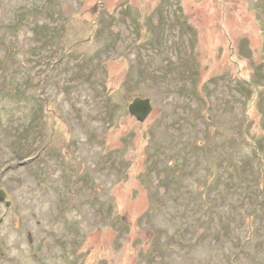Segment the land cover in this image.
Wrapping results in <instances>:
<instances>
[{"label":"rangeland","instance_id":"374dc122","mask_svg":"<svg viewBox=\"0 0 264 264\" xmlns=\"http://www.w3.org/2000/svg\"><path fill=\"white\" fill-rule=\"evenodd\" d=\"M0 189V264H264V0H0Z\"/></svg>","mask_w":264,"mask_h":264},{"label":"water","instance_id":"95a60500","mask_svg":"<svg viewBox=\"0 0 264 264\" xmlns=\"http://www.w3.org/2000/svg\"><path fill=\"white\" fill-rule=\"evenodd\" d=\"M153 107L149 99H135L132 104L129 106V113L133 116L138 122L143 123L147 120L149 115L152 113ZM30 162H22L18 165L17 168H23L26 165H29ZM7 168L5 171L10 170ZM0 204H5L6 207H10L12 204L7 201V194L5 191L0 190ZM3 220H0V226L2 225Z\"/></svg>","mask_w":264,"mask_h":264},{"label":"flooded vegetation","instance_id":"af4514ba","mask_svg":"<svg viewBox=\"0 0 264 264\" xmlns=\"http://www.w3.org/2000/svg\"><path fill=\"white\" fill-rule=\"evenodd\" d=\"M34 160H36V159H34ZM25 162H26V161H25ZM29 162H30V164L32 163L31 161H29ZM26 166H29V165H26ZM26 166H25V167H26ZM8 171H9V170H8ZM6 172H7V171H6ZM0 190H2V189H0ZM3 191H4V190H3ZM7 197H8V196H7ZM7 201H8V199H7ZM8 202H9V201H8ZM10 203H11V202H10ZM11 204H12V203H11ZM4 205H5V204H4ZM2 224H3V223H2ZM1 226H2V225H1ZM1 226H0V227H1Z\"/></svg>","mask_w":264,"mask_h":264}]
</instances>
